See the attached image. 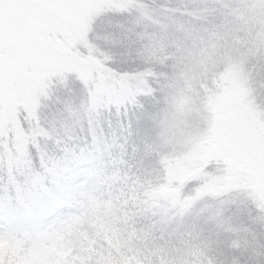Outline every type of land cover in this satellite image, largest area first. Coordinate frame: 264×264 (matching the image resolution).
I'll return each instance as SVG.
<instances>
[{
	"label": "rangeland",
	"instance_id": "374dc122",
	"mask_svg": "<svg viewBox=\"0 0 264 264\" xmlns=\"http://www.w3.org/2000/svg\"><path fill=\"white\" fill-rule=\"evenodd\" d=\"M114 2L77 0L74 10L4 9L0 27L13 47L19 39L35 38L54 41L59 53L24 87L0 94V136L13 131L18 152L30 138L20 115L30 128L36 126L33 135H45L39 127L44 102L71 91L74 78L81 79L83 67L76 61L85 52L93 62V53L102 55L94 41L106 38L89 39V33ZM155 4L174 9L188 4L203 21L197 28L167 31L154 29L151 17L123 22L136 33L135 50L147 53L158 69L148 75L171 89L164 90L155 117L152 151L158 159L145 158L125 178L130 188L124 204L170 237L161 238L158 249L145 250L131 246L127 235L104 232L87 254L104 264H222L225 245L243 249L264 231V0ZM146 83L141 79L138 86ZM5 150L15 165L6 143ZM231 264H240L239 258L232 257Z\"/></svg>",
	"mask_w": 264,
	"mask_h": 264
},
{
	"label": "snow or ice",
	"instance_id": "6c2138e0",
	"mask_svg": "<svg viewBox=\"0 0 264 264\" xmlns=\"http://www.w3.org/2000/svg\"><path fill=\"white\" fill-rule=\"evenodd\" d=\"M78 6L77 0H0V17L8 7L47 11ZM106 8L89 33V39L97 34L106 38L94 41L101 45L102 55L93 53L97 61L93 62L85 52L76 61L83 67L81 79L74 78L71 91L64 89L58 98L44 102L39 127L46 134L33 135L36 126L30 128L22 113L21 125L30 135L27 144L18 152L13 131L0 136V241L24 252L45 253L47 264H56L58 253L64 250L51 238L59 234L60 225L82 214L86 195L99 181L115 173L118 165L136 170L145 158L158 159L152 151L156 147L155 117L164 90L171 89L162 79L148 75L158 69L147 53L141 56L134 50L136 33L123 22L151 17L153 28L160 31L203 24L199 12L188 4L174 9L157 5L155 0H115ZM58 56L54 41L19 39L13 47L0 27V94L13 86L24 87L45 62ZM141 79L147 81L143 88L138 86ZM5 143L16 157L15 165ZM225 255L229 264L232 257H238L240 264H264V231L256 243L243 249L225 245ZM0 264H9L8 257ZM84 264L104 262L93 255Z\"/></svg>",
	"mask_w": 264,
	"mask_h": 264
},
{
	"label": "trees",
	"instance_id": "16d2710c",
	"mask_svg": "<svg viewBox=\"0 0 264 264\" xmlns=\"http://www.w3.org/2000/svg\"><path fill=\"white\" fill-rule=\"evenodd\" d=\"M133 171L118 165L115 173L99 181L95 190L86 195L82 214L59 226V234L51 238L54 243H61L64 249L58 253L56 264H73L74 261L84 264L85 259H91L87 250L96 244L104 232L113 236L127 235L131 246L145 250L158 249L162 239L170 237L159 231L160 234L125 207L124 199L130 188L125 178ZM74 249L77 250L76 254H73ZM4 256L8 257L9 264H47L45 253L34 250L24 252L0 241V261ZM218 260L227 264L226 256Z\"/></svg>",
	"mask_w": 264,
	"mask_h": 264
}]
</instances>
